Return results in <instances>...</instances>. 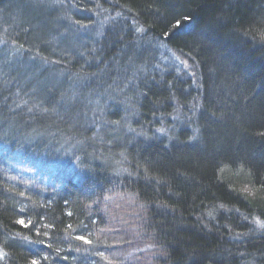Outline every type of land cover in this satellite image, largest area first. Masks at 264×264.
Wrapping results in <instances>:
<instances>
[{"label": "trees", "instance_id": "trees-1", "mask_svg": "<svg viewBox=\"0 0 264 264\" xmlns=\"http://www.w3.org/2000/svg\"><path fill=\"white\" fill-rule=\"evenodd\" d=\"M43 56L75 102H127L92 120L85 184L43 159L46 143L85 158L80 131L37 140L57 104ZM0 108V264H94L113 253L102 224L122 262L139 238L142 264H264V0H0ZM35 163L55 185L29 181Z\"/></svg>", "mask_w": 264, "mask_h": 264}, {"label": "bare ground", "instance_id": "bare-ground-1", "mask_svg": "<svg viewBox=\"0 0 264 264\" xmlns=\"http://www.w3.org/2000/svg\"><path fill=\"white\" fill-rule=\"evenodd\" d=\"M238 0H229L230 3H236ZM39 59V58H37ZM34 60L35 62L37 61ZM51 58H46L43 56V64H44V74L53 81L55 92L53 93L52 96L55 97L56 105L55 104H50L46 109H43V114H42V122L44 123V133L41 136L37 137L38 141H50L51 137L54 136H59L62 137L63 135H66L67 138L64 140L63 144H67V142H71L75 139V134L80 131L81 133V138L82 140L80 143L82 146H80V150L82 152L85 151V158L81 154H76V153H71L69 150L64 149V153H59L55 147H58L55 144H45V149H47L43 153V159L44 160H51L54 154L62 157L63 164L66 165V167L70 170V173L72 176H74V179L77 182H81L82 178L86 179V181H83L85 184L86 182L89 181V179L92 177L93 171L96 169V166L98 165L99 161L102 159L100 157L94 156V153H92V150L87 147L86 145H90V142H98L101 134L100 129L97 127V124L94 122L92 123V120L95 117H100V120L104 123L103 118H107L108 114L107 111L104 109L105 104L109 103L110 107L109 108H114L120 104L123 106H126V99H124L123 95L119 92L118 95H106V98L102 102H100L101 97L96 96L94 94L90 93H85L82 97V99H78L76 102L74 98H71L69 96V93L66 94L62 89L58 90V87L62 85L63 83V78H65V81L67 80L68 76L67 71L62 70V68H57L56 65L51 64L47 65V62L50 61ZM52 63V62H51ZM74 68V67H73ZM41 77L39 78L40 80H43L47 82L45 79H43L42 74L40 75ZM72 82V79H71ZM71 82L68 85V91L70 92V85ZM40 84V83H39ZM37 85V81H34L30 83L28 86ZM27 86V88H28ZM120 91V90H118ZM35 93L34 91H32ZM33 95V94H31ZM76 105L78 106L80 112V115H73V117L67 116V113L65 109L69 106ZM112 106V107H111ZM72 111V110H71ZM3 115V112L0 108V116ZM78 119H77V118ZM91 120V121H90ZM77 121H79L77 123ZM64 122V125L62 124ZM79 128V129H78ZM77 130V132H76ZM106 140L107 138L104 137ZM28 141V145H30L31 140H26ZM89 141V142H88ZM51 142V141H50ZM84 146V147H83ZM76 148L79 151V143H77ZM86 149V150H85ZM48 163V162H47ZM60 163V160H59ZM121 170L123 166L121 165ZM52 166H49V170L51 171ZM76 170V172H75ZM23 171L28 174L27 178H29V181L32 183H36L38 185L39 182L42 183L43 188L47 190L50 186L55 185L57 182V179L55 175L49 174L45 170H41V166L38 163H35L31 166V168L23 167ZM75 173V174H73ZM117 173H121L120 170H118ZM66 180H71V177L68 176ZM28 181L29 184H31ZM100 196L97 195V197H94V199H98ZM101 201V199H99ZM105 202V201H104ZM106 201L105 203H107ZM124 207V206H123ZM117 228L123 231L125 233H129L132 236H138V231L133 229L132 227H127L125 224H118ZM99 229L101 230V237H104V239H107L110 242V246L112 247L113 253L111 255H104L102 259L100 260H95L94 264H129L128 262H122V256L120 254V251L122 249H119V245L116 244L114 241L116 230H113L109 227V224H102ZM134 238V237H133ZM113 242V243H112ZM112 243V244H111ZM147 244L144 241H141L139 238H137L134 243H132V247H135L139 250V252L144 256V251L147 252L148 248L146 246ZM146 247V248H145ZM138 253L139 255H141ZM126 254V253H125ZM131 263L134 264H140L137 262L135 258H130L129 259Z\"/></svg>", "mask_w": 264, "mask_h": 264}, {"label": "rangeland", "instance_id": "rangeland-1", "mask_svg": "<svg viewBox=\"0 0 264 264\" xmlns=\"http://www.w3.org/2000/svg\"><path fill=\"white\" fill-rule=\"evenodd\" d=\"M120 204V200L118 199V198H114L113 200H111L110 201V206H112L113 208H114V210H113V212H112V214H111V216H113V215H115V214H119L122 210H123V208H120L119 210L117 209V208H115V207H118V205ZM124 218H122L121 220H123ZM126 238H130L131 239V236H130V234L128 233H125V235H124ZM95 251L97 250V254H99V256L100 255H102V254H107V252H108V250H106L105 248L104 249H102V248H100V249H94ZM138 253H140L139 252V250L137 249V248H135V247H133L132 248V251H130V253L128 254L127 252H126V257H124L125 258V260L128 262V263H130V264H134V263H131L130 262V258H132L133 256L134 257H136V260H137V262H139L140 264H142L144 261H149L150 259H147L148 257H147V255L145 256V251H144V256H142V254H141V256H139V257H137L138 255ZM137 255V256H136Z\"/></svg>", "mask_w": 264, "mask_h": 264}, {"label": "snow or ice", "instance_id": "snow-or-ice-1", "mask_svg": "<svg viewBox=\"0 0 264 264\" xmlns=\"http://www.w3.org/2000/svg\"><path fill=\"white\" fill-rule=\"evenodd\" d=\"M19 223L23 225L24 224V221L23 220H20ZM81 239H83V237H81ZM33 264H36V262L34 261Z\"/></svg>", "mask_w": 264, "mask_h": 264}]
</instances>
